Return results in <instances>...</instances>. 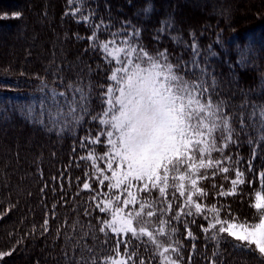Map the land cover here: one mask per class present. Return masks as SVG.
<instances>
[{
	"label": "trees",
	"instance_id": "16d2710c",
	"mask_svg": "<svg viewBox=\"0 0 264 264\" xmlns=\"http://www.w3.org/2000/svg\"><path fill=\"white\" fill-rule=\"evenodd\" d=\"M252 2L259 4L261 10L250 8ZM192 3L193 0H171L164 8L161 0H85L83 11L85 15L89 10L94 11L97 23L101 18L110 22L112 31L122 25L129 32L133 26L140 29V41L145 48L152 54L167 49L173 63L179 58L183 61L191 59L189 46L195 34L201 58L206 55L205 62H212L211 66L216 67L218 78L214 72L208 77L209 82L213 76L217 80L214 99L224 101L226 111L235 114L234 126L239 127L241 112L248 125L247 134L240 136L241 143L225 150V155H232L233 160L237 159V154L241 158L239 167L247 181L253 178L247 171V161L258 136L252 124H259L258 115L254 121L249 120V116L254 106L257 112L259 106H264V0H215L212 7L219 10L217 15L199 21L192 15L187 16ZM76 7L75 3L70 5L69 0H0V34H3L0 38V251L15 248L10 256L0 260V264H77L81 256L84 258L81 264H85L96 253L99 256L111 254L115 246V238L111 236L107 244L101 243L105 237L98 231L96 216L103 214L98 210L88 216L84 214L86 210L91 212L95 201L90 197L95 193L82 188L87 180L84 171L88 163L80 159L87 155V150L80 148L79 141L87 135L88 128L96 132L98 126L86 118L83 127L77 128L73 134L71 131H50L33 122L39 116V104L47 92V89L40 91L42 81L49 88L60 90H63L61 77L65 84L78 76L85 84L89 80L94 86L108 83L109 67L99 53L85 51L88 49L86 37L91 35V29L82 22L77 23L70 14ZM146 7L151 8L149 13L144 12ZM202 8L210 10L211 6L206 3ZM158 9H161L160 13H157ZM241 11L246 16L240 15ZM66 12L69 14L65 15ZM126 21L130 24L125 25ZM165 21H170L171 26L162 33L158 32ZM76 34L85 39L78 40ZM101 36V39L107 38L103 32ZM173 37H178L181 42ZM16 39L22 43L17 51L12 45ZM244 49H248L246 54H243ZM39 51L45 56L41 55L37 60ZM98 64L102 70L97 68ZM94 91L99 94L101 89L94 87ZM48 106H51L50 102ZM29 107L35 108V116H29ZM100 107L98 99H94L93 110L99 111ZM44 119L47 123V115ZM249 137L253 145L248 144ZM218 155L214 153L213 157ZM22 164L24 167L19 171L13 168ZM252 168L253 172L264 170V142H260L256 149ZM225 175L234 178L230 168L227 174L217 173L214 178L210 174L209 179L200 181L208 193L203 202L209 206L224 205L239 221H253L257 212L250 205L254 202L255 191L264 189L260 188L258 181L251 185L246 182L238 187L237 195L218 196L216 193L221 185L224 190L231 187L230 180L224 179ZM53 177L57 179L54 181ZM92 188L97 189L98 185L93 183ZM173 206L175 211V201ZM8 209L10 211L4 214ZM220 216L224 218L223 210ZM46 219L47 231L41 227ZM89 222L96 229L98 239L95 241L91 232L81 239L82 233L89 231ZM201 224L208 226L206 221L197 217L195 224L188 225L196 236L195 241L186 238L182 222L174 224L178 232L173 240L183 244V264H212L213 261L215 264H264V259L256 253L235 247L239 242L231 240L227 234L217 247L215 241L204 238L199 227ZM158 239L168 243L167 237ZM85 244L94 247V251H82ZM137 244V264L141 258L145 264H160V257L154 254L156 250L151 243L145 245L133 240L129 251ZM120 251L124 252L123 244Z\"/></svg>",
	"mask_w": 264,
	"mask_h": 264
},
{
	"label": "snow or ice",
	"instance_id": "6c2138e0",
	"mask_svg": "<svg viewBox=\"0 0 264 264\" xmlns=\"http://www.w3.org/2000/svg\"><path fill=\"white\" fill-rule=\"evenodd\" d=\"M74 2L79 6L70 14L77 23L82 22L91 29V35L86 37L88 49L85 51L99 53L109 67L108 83L94 86L89 80L85 84L78 76L65 84L61 77L63 90H60L49 88L42 81L40 91L47 89V92L40 101L39 116L33 122L50 131H71L73 134L77 128L83 127L86 118L98 126L94 136L92 128H88L87 135L79 141L80 148L87 150V155L80 159L90 161L91 169V173L85 171L87 180L82 188L95 193L90 197L95 201L91 212L86 210L84 214L88 216L97 210L103 214L96 216L98 231L105 237L101 243L107 244L110 236L116 242L111 254L99 256L96 253L85 264H137L135 257L139 244L129 251L133 240L145 245L151 243L156 250L154 254L160 257V264H183V244L172 239L178 232L174 224L182 222L186 238L195 241L196 236L188 225L195 224L197 217L207 222V227L204 224L199 226L204 238L215 241L217 247L227 234L239 242L235 247L254 252L264 259V190L255 191L254 202L250 206L256 210L257 216L250 222L239 221L224 205L205 204L203 201L208 193L200 185V181L209 179L210 174L214 178L217 173H229L231 168L234 178L224 176L225 180H230L231 187L224 190L221 185L216 195L235 196L238 187L246 182L251 185L258 181L260 188L264 189V170L253 172L252 168L256 149L260 142H264V106H259L258 112L254 106L249 116V120L254 121L258 115L259 124H252L258 136L252 156L247 161V171L253 178L246 181L245 173L239 167L241 158L237 154V159L233 160L232 155H225V150L230 145L241 143L240 136L247 134L248 125L241 112L239 127L234 126L235 114L226 111L224 101L214 99L217 80L214 76L210 82L206 79L210 73L206 58H201L195 34L189 46L191 59H178L173 63L167 49L152 54L145 48L140 41V29L133 26L129 32L122 25L112 31V24L103 18L96 22L94 11L84 14L85 0H69L70 5ZM150 11V7L144 9L145 13ZM163 23L164 27L158 32L162 33L170 26V21ZM101 32L107 34L106 39L100 38ZM76 38L85 39L79 34ZM173 40L181 42L178 37H173ZM247 51L244 49L243 54ZM210 55L215 53L210 52ZM97 68L102 70L99 64ZM89 70L92 71L90 66ZM94 87L101 89L99 94ZM94 99H98L101 105L99 111L93 110ZM28 114L35 116V108L29 107ZM247 142L253 145L251 137ZM96 146L103 147V153H98ZM214 153L219 155L214 158ZM52 179L55 181L57 178ZM88 180L96 183L98 188L93 189ZM212 186L216 187L215 184ZM60 187L63 189L62 183ZM174 201L177 204L175 211ZM222 210L224 218L220 216ZM7 211L10 209L4 214ZM41 227L47 231V219ZM87 227L89 231H84L81 239L91 232L92 239L97 240L96 229L91 222ZM72 228L75 231L76 224ZM158 237H167L168 243H163ZM121 244L124 245L123 253ZM192 247L195 248L194 243ZM84 250L92 253L94 247L85 244ZM12 251L15 248L0 251V260L10 256ZM83 259L81 256L77 264H81ZM138 264H145L144 259L141 258Z\"/></svg>",
	"mask_w": 264,
	"mask_h": 264
},
{
	"label": "rangeland",
	"instance_id": "374dc122",
	"mask_svg": "<svg viewBox=\"0 0 264 264\" xmlns=\"http://www.w3.org/2000/svg\"><path fill=\"white\" fill-rule=\"evenodd\" d=\"M115 1V0H114ZM120 1V0H119ZM170 1L171 0H161V7L163 6L164 8H167L168 6H169V3H170ZM176 1H181V0H176ZM214 1L215 0H193V3L191 4V6H189V8L187 9V11L189 12V14L187 15V16H194V18H196L198 21L199 20H202L203 18H210V17H212V18H214V16H216L217 15V12H219V10H217V8L216 7H212V5L214 4ZM247 1V0H246ZM75 3V2H74ZM206 3H208V4H210V6H211V9L209 10H205V9H203L202 8V6L203 5H205ZM77 6H79L77 3H75ZM233 6H238V5H234V4H232ZM239 7V6H238ZM244 8H248V6L245 4L244 5ZM250 8H255V9H257V10H261L260 9V7H259V4H257V3H255V2H252L251 3V5H250ZM164 10V9H163ZM176 10V9H175ZM160 11H161V9H158L157 10V13H160ZM174 11V10H173ZM249 14V13H248ZM158 15V14H157ZM240 15H242V16H246V14L244 13V12H240ZM184 17H185V15H183ZM186 18V17H185ZM185 18H183L184 20H185ZM189 20H191V19H189ZM191 22H192V20H191ZM171 26V25H170ZM104 34H106V33H104ZM1 36H0V38L3 36V34L1 33L0 34ZM100 37H102L101 36V34H100ZM16 42V43H15ZM15 42H13L12 43V45L14 46V50L15 51H17L18 50V48L22 45V43L20 42V41H18V39H16L15 40ZM263 43H264V41H263ZM262 43V44H263ZM0 45H1V43H0ZM11 47V46H10ZM9 52V51H8ZM10 53V52H9ZM39 53H40V55H38L37 56V60H38V58L39 57H42V56H45V53H41L40 51H39ZM7 55V54H6ZM42 55V56H41ZM47 55H48V53H47ZM10 59H11V57L12 56H8ZM204 58H206V55H202V59H204ZM12 59H13V57H12ZM180 59V58H179ZM210 59L212 60V56H210ZM207 63V62H206ZM212 65V62L211 63H207V66H208V71H209V73L210 72H214V73H216V76H217V72H216V67H212L211 66ZM211 66V67H210ZM217 78H218V76H217ZM206 79H208V77H206ZM92 134H93V136L96 134V132H92ZM101 139H103V138H101ZM97 148H100L99 150H97ZM96 150H97V152L98 153H103V151H104V148L103 147H100V146H96ZM86 161V163H88V167L85 169V171H89V173H91V169H90V167H89V165H90V161H87V160H85ZM16 163H18L19 161L18 160H16L15 161ZM104 165L103 164H101V167H103ZM24 167V165L22 164V165H20V166H15V167H13L15 170H20L21 168H23ZM85 171H84V176H85ZM88 182L90 183V184H93L94 182L93 181H91V180H88ZM107 183V182H106ZM105 191H107V188L105 187V189H104ZM181 199V198H180ZM175 204H176V202H175ZM174 207V206H173ZM174 237V236H173ZM173 237H172V239H173ZM231 240H234L233 238H231ZM216 243V242H215ZM220 243V242H219ZM161 251H162V249H161ZM171 253H167L166 255H170ZM173 258H174V256H173ZM175 259V258H174Z\"/></svg>",
	"mask_w": 264,
	"mask_h": 264
}]
</instances>
